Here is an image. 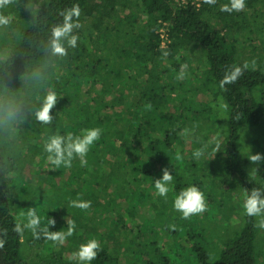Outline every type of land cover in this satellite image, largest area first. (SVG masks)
<instances>
[{
  "label": "trees",
  "instance_id": "1",
  "mask_svg": "<svg viewBox=\"0 0 264 264\" xmlns=\"http://www.w3.org/2000/svg\"><path fill=\"white\" fill-rule=\"evenodd\" d=\"M199 2V7L173 0H7L0 5V14L10 18L0 28L20 31L11 49L0 45V264H77L73 253L85 233L100 245L91 264H169L166 255L176 247L185 249L191 264H259L264 259V247L256 253L253 242L260 217L247 216L231 199L243 196L244 204L252 189H264V174L252 175L237 147L244 131L264 124V0H245L242 10L231 13L220 10L229 0ZM73 4L80 9L75 18L79 27L73 30L79 36L77 47L55 56L49 45L52 26L62 22L60 13ZM29 5L37 10L32 19L24 11ZM161 26L169 37L166 47L157 34ZM194 46L203 52L196 67L189 56ZM246 63L235 82L220 86L226 71ZM192 68L199 83L195 89ZM51 89L58 101L50 112L52 122L42 124L35 112ZM217 102L226 107L225 134L218 125ZM24 124L33 129L40 124L41 131L27 135ZM91 127L102 133L83 157L85 163L79 156L70 167L48 160L44 144L50 136L80 134ZM5 134L8 142L3 144ZM256 137L264 140V132ZM197 149L203 151L199 158ZM26 164L37 167L24 169ZM164 168L173 174L167 197L154 186ZM17 178L33 189H27L29 197L41 199L42 192L55 193L60 185L82 186L81 192L60 187L57 197L65 204L67 220L48 226L49 231L67 232L74 223L71 236L62 243L47 239L43 220L35 232L16 231L20 220L12 191ZM204 183L209 186L201 190L205 210L183 218L173 207L176 193ZM73 200L91 203L82 209L72 206ZM210 204L226 221L224 227ZM225 206L230 212L222 215ZM27 212H20L21 217ZM233 215L239 218L235 225ZM107 220L112 227L105 232L101 226ZM157 226L173 239L157 238ZM41 247L42 254L27 259L26 251Z\"/></svg>",
  "mask_w": 264,
  "mask_h": 264
},
{
  "label": "clouds",
  "instance_id": "2",
  "mask_svg": "<svg viewBox=\"0 0 264 264\" xmlns=\"http://www.w3.org/2000/svg\"><path fill=\"white\" fill-rule=\"evenodd\" d=\"M209 3H215V0H208ZM7 0H0V5H6ZM245 6V0H229V3L221 7V11L231 13L240 11ZM62 22L52 26L50 34V50L55 56H64L67 54L68 48H76L79 36L74 33V29L79 27L76 22V17L80 15V9L77 4L65 9L60 13ZM10 24V18L7 15L0 14V26ZM167 55V53H165ZM254 63V62H253ZM248 67L247 63L243 66L234 65L225 72L223 79L220 81V86L235 82ZM180 73L178 78L183 77ZM58 96L55 89H51L43 96L40 106L35 112L36 120L42 124H50L53 120L50 115L51 110L57 104ZM102 133L101 128L91 127L80 130V134L66 133L64 135L54 134L50 136L44 144V151L48 154V160L55 166L70 167L74 156L81 157V163H85L83 157L89 152L90 147L100 138ZM203 155L201 149L195 151L197 158ZM252 161H260L262 157L257 155L250 156ZM173 174L167 169H162V176L154 182V186L158 194L162 197H167L172 190ZM264 189H252L247 193L244 199L243 209L247 216L260 217L259 227L264 228V195L261 193ZM90 201L73 200L72 206L86 209L90 206ZM173 207L182 214L183 218H188L192 215L201 213L205 210L206 200L204 193L196 184H191L186 188L176 193L173 200ZM26 221L23 226L16 225V231H23L25 228L32 229L34 232L41 224V217L37 215L35 208H30L25 214ZM55 221L49 218L47 225L42 228L45 237L52 241L63 242L68 236H71L75 231V224L69 225L67 232L63 230L49 231L48 226L54 225ZM100 245L95 238H90L86 243H81L79 248L73 253V259L77 264H91V261L96 257L97 250Z\"/></svg>",
  "mask_w": 264,
  "mask_h": 264
},
{
  "label": "rangeland",
  "instance_id": "3",
  "mask_svg": "<svg viewBox=\"0 0 264 264\" xmlns=\"http://www.w3.org/2000/svg\"><path fill=\"white\" fill-rule=\"evenodd\" d=\"M24 11H26V14L30 17V19H32L33 16H34L35 11H37V10H32L31 6L29 5V6H26L24 8ZM139 20H140V18L137 16L136 23H140ZM16 27H18V26L16 25ZM13 30L14 31L7 30L5 27H1L0 28V45L3 47L4 51L8 50L9 48L11 49L15 45L16 41L18 40V35L20 34V31H19L18 28H15ZM189 56L191 57V61L193 62L195 67H196L197 64H200V63L203 62V59H202L203 52L198 47L194 46L191 49ZM240 56L243 57L244 54L241 53ZM194 71H195V68H192V70H191V81H192L191 85H192L193 89H195V88H197L199 86L198 81H196V79L194 77ZM208 100H209V98H208ZM208 100H207V97L204 99L205 102L208 101ZM216 104H217V107H215V110H218V112L220 114V120H219L218 125L223 128L222 132H224V134H225L226 131H227V127H226V115H227L226 107H225V110H224V107L222 105L223 103L217 102ZM212 105L215 106L214 103H212ZM174 109L175 108L172 107L170 109V111H167L166 114L170 115L171 112H173ZM160 121H164V120L161 118ZM22 126H23V130L25 131V133L27 135L35 134V133L37 134V133H39L41 131L40 124H35V129H33L31 125H25L24 124ZM243 128H242V130H243ZM263 128H264V124L262 125V127L260 126L258 128H254V129H251V130H246V132L244 131L245 133L243 132L242 137L239 139V141L237 143L238 150L240 151L241 156H242V161L245 162L246 167H249V171L251 172L252 175L261 174V173L264 174V158L262 157L263 148H264V140H263L262 137H256L259 133L264 132V130H262ZM1 130H2V128H1ZM242 130H241L240 133H242ZM1 133H2V131H1ZM219 134L220 133H218V135ZM0 135H2V134H0ZM39 136H41V134ZM7 137L8 136L6 134H5V136H3V144L5 142H8ZM252 137H256V138L252 139ZM0 138H2V136ZM192 140H196L197 141L198 138L195 135H193L192 136ZM36 143L39 144L40 142L36 141ZM15 144H16V142H15ZM16 145L12 144V146H11V150L12 151L14 149V146H16ZM15 152L16 151H14V153ZM36 153H37V149H36V146H35L32 155H35ZM6 154L9 155L8 152H6ZM257 154H259L262 157V159L260 161H255V162L252 161L250 159V156L257 155ZM203 163L205 164V160L203 161ZM35 167H37V166H35V165L33 166L32 164H26V167L24 169L32 170V168H35ZM33 173H34V175L31 174V177L32 176L35 177V172H33ZM29 175L30 174H28V177H29ZM16 181L17 182L14 183L15 184V188L12 191V197H14V201H15L14 202L15 203L14 204V209H15L16 218L20 220V225L21 226H23V223L26 220L24 219L25 215L21 217V213L20 212L24 211L26 208H28V210L30 208H35L37 210V215H39L41 217V220L45 221V222L42 223L43 227H45V225H47V222H48L49 218L53 219L54 221H57L58 223L60 221L63 222V220H67V219H65V216H66V214H65L66 213L65 212V208H66L65 204L62 203V201H60L58 199V197H57L61 193L58 190H61L60 187H62V188L64 187L67 190L75 189V190H80V192H81V189H82V186L78 185L76 183H74L73 185H60V186H57L55 189L53 188V190H55V193L54 192H50V193L49 192H46V193L42 192L45 197L41 199L39 197V195H31V197H29V193H27V191H28L27 189H29V190H33V189L21 184V181L18 178H17ZM204 184H206V183H204ZM24 188H26V194L24 193ZM208 188H209V186L207 184L199 186L200 190H203V189L205 190V189H208ZM209 192H210V194L213 193V187L212 186H210ZM52 195L56 196V197H52ZM225 196H227L226 193H225ZM19 197H21L20 201H19ZM143 199H144V197L142 198V200ZM231 199L233 201L232 204L234 205L235 208H239V209L243 210V207H242L243 206V204H242L243 196L241 198V196L235 195V196L231 197ZM24 200H25V202H23ZM48 207L51 208L50 212H51L52 216H47L46 212L48 210L47 209ZM209 207L210 208L212 207L211 209L214 208L213 204H210ZM222 209H223V211H221L222 215L223 214L226 215V214H228L230 212V209H229L228 206H225ZM213 212H214L216 221L218 222V225L221 226V227H224L226 225V221L222 218L221 214H219L218 210L215 209V208L213 209ZM90 213L94 217H96L98 215V213L94 212L93 210H90ZM211 213H212V211H211ZM238 213H239V211L236 210V214H238ZM58 214H61L64 218L61 219V218H58V217H54V215H58ZM163 217H164V215H163ZM188 218H186V219H188ZM72 220L75 221L76 219L72 218ZM97 220H98V218H97ZM91 222H92L93 225H97L96 223L95 224L93 223V222H95L94 219H92ZM238 222H239V218L237 217V215L236 216L233 215L231 217L232 225H235ZM184 223L185 222L183 221L181 223V225L184 224ZM54 225H56V223ZM54 225H50V226H54ZM180 226H178L176 228H177V231H179L181 233L179 236H182L183 234L180 231L181 230ZM101 227H103L105 229V232L109 231V228L112 227L111 220L110 221L107 220L106 221V225L105 226H101ZM96 229H102V228L97 227ZM154 230L158 231L157 232V238H159V239H164L166 241H169V240L173 239L171 236H169V235L165 234L164 232L160 231L158 226L154 227ZM256 230L258 232L255 231V236H254V241L253 242H254V245H255V251L257 253L259 251V248L264 247V230L261 227H258V225H256ZM90 238L91 237L86 236V233H85L84 237H83V240H84L83 243H86ZM256 246H257V249H256ZM141 247L144 248L142 245H141ZM178 248L179 247H176L174 251H171V252H169V254L166 255L169 264H191V256L190 255L186 256L185 254H183V253H185V249L184 248H182V250H179ZM39 249L35 250V248H32V249L26 251L25 255H26L27 259H33L34 260L35 256H36V253L39 255V254H42L44 252V250H45V248H43V247H41ZM209 262L212 263L213 261L211 260ZM259 264H264V259L261 258Z\"/></svg>",
  "mask_w": 264,
  "mask_h": 264
},
{
  "label": "built area",
  "instance_id": "4",
  "mask_svg": "<svg viewBox=\"0 0 264 264\" xmlns=\"http://www.w3.org/2000/svg\"><path fill=\"white\" fill-rule=\"evenodd\" d=\"M174 3L176 5H180V6H195V7H199V0H173ZM157 34L159 35V39H160V46L161 47H166L169 44V37L167 35V31L166 28L164 26H161L158 31Z\"/></svg>",
  "mask_w": 264,
  "mask_h": 264
},
{
  "label": "bare ground",
  "instance_id": "5",
  "mask_svg": "<svg viewBox=\"0 0 264 264\" xmlns=\"http://www.w3.org/2000/svg\"><path fill=\"white\" fill-rule=\"evenodd\" d=\"M169 26V25H168Z\"/></svg>",
  "mask_w": 264,
  "mask_h": 264
}]
</instances>
